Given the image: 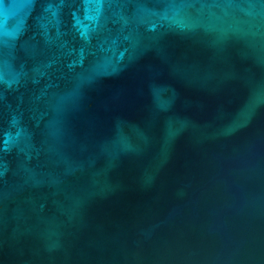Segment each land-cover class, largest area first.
Masks as SVG:
<instances>
[{"label":"water","instance_id":"obj_1","mask_svg":"<svg viewBox=\"0 0 264 264\" xmlns=\"http://www.w3.org/2000/svg\"><path fill=\"white\" fill-rule=\"evenodd\" d=\"M0 264H264V0H3Z\"/></svg>","mask_w":264,"mask_h":264},{"label":"snow or ice","instance_id":"obj_2","mask_svg":"<svg viewBox=\"0 0 264 264\" xmlns=\"http://www.w3.org/2000/svg\"><path fill=\"white\" fill-rule=\"evenodd\" d=\"M3 5V0H0V6H2Z\"/></svg>","mask_w":264,"mask_h":264}]
</instances>
